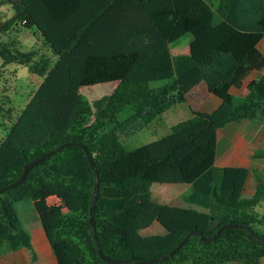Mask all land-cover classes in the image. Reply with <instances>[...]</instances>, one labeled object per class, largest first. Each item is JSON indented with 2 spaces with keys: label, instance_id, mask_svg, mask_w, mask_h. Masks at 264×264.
Instances as JSON below:
<instances>
[{
  "label": "trees",
  "instance_id": "obj_1",
  "mask_svg": "<svg viewBox=\"0 0 264 264\" xmlns=\"http://www.w3.org/2000/svg\"><path fill=\"white\" fill-rule=\"evenodd\" d=\"M9 2L14 13L0 20V36L36 30L56 60L24 51L16 35L0 40V190L7 187L0 192V246L35 255L17 203L70 191L76 206L48 228L57 264H263L264 214L256 206L264 200V171L218 166L216 154L220 128L250 110L264 117V0ZM186 35L189 51L173 53ZM20 66L43 78L24 108L13 97ZM253 68L260 75L239 110L242 98L231 89ZM100 83L115 87L93 100L82 92ZM200 83L221 98L216 110L190 107L191 117L167 135L126 146L125 137L187 103ZM51 151L10 186L29 161ZM254 157L264 158V150ZM252 177L255 194L246 197ZM155 183L187 185L182 199L190 206L159 202Z\"/></svg>",
  "mask_w": 264,
  "mask_h": 264
},
{
  "label": "crops",
  "instance_id": "obj_2",
  "mask_svg": "<svg viewBox=\"0 0 264 264\" xmlns=\"http://www.w3.org/2000/svg\"><path fill=\"white\" fill-rule=\"evenodd\" d=\"M259 75L260 71L253 68L240 88L233 87L231 89L233 93L242 98L239 110L249 104L247 85ZM221 102V98L209 92L205 83H200L187 94V103L181 105L188 106L189 110L191 107L201 112H213ZM257 150H264V117L259 113L250 110L241 121L228 123L218 130L216 154L218 166H244L264 170V158L254 157ZM253 179L250 178L246 184L243 193L246 197H252L255 194L256 181ZM48 199L34 202L35 208L26 216L27 223L31 228L35 255L29 248L21 247L15 250L10 247L5 250L2 248V244L0 246V264H57L48 233L47 216L53 217L54 215ZM41 252L45 253L46 258H42Z\"/></svg>",
  "mask_w": 264,
  "mask_h": 264
},
{
  "label": "rangeland",
  "instance_id": "obj_3",
  "mask_svg": "<svg viewBox=\"0 0 264 264\" xmlns=\"http://www.w3.org/2000/svg\"><path fill=\"white\" fill-rule=\"evenodd\" d=\"M1 1L2 2L0 3V20L10 19L14 13L13 7L9 0ZM15 35L21 40L22 49L24 51L37 50L39 52L38 58L41 55H48L51 56L53 61L56 60V56H54L51 50L44 45L42 37L38 34L36 30H29L20 27V32L18 34L16 32H12L9 36L1 35L0 40H8L10 37L14 38ZM190 38V35H186L181 39L180 42L173 44L171 46L172 52L175 54L187 53L189 51ZM261 49L264 50V40L261 43ZM42 81V77L30 73L27 67L20 66L19 79L17 80V82L15 81L16 85L14 84V88L17 89V94L15 93L13 95L14 102L24 108L29 101V96L31 94H34V92L41 85ZM163 83L164 81H155L152 82L151 85L157 87L162 85ZM114 87L115 85L113 83H100L94 86L85 87L82 89V92L86 96H88L90 100H93L103 94L111 92ZM177 106L178 107H174L173 109L165 112L157 120L153 121L148 127L142 129L133 136L125 137L124 143L126 144V146L131 149L158 140L171 131L172 125L176 124L181 120L191 117V108L189 110L187 108L188 106L186 107L185 105L183 106L181 104L180 106ZM151 191L153 196L157 198V200L161 203L184 207L190 206L182 199V194L188 191L187 185L155 183L151 185ZM48 202L50 203V207L52 208L54 213L53 217L47 216L48 226H51L53 223H55L59 212H66L76 206L74 195L70 191L61 193L54 197H50L48 199ZM34 208L35 203L31 200L17 203V209L19 211V214L23 219L24 224L29 230L31 228L27 223L26 216L28 213L30 214L32 209ZM256 211L260 212L261 214H264V200L262 201V205L256 206ZM145 232L147 234L149 233L148 230ZM10 247V243L8 242L4 243L2 246V248L5 250L9 249ZM41 255L42 258H46L45 253L41 252Z\"/></svg>",
  "mask_w": 264,
  "mask_h": 264
},
{
  "label": "water",
  "instance_id": "obj_4",
  "mask_svg": "<svg viewBox=\"0 0 264 264\" xmlns=\"http://www.w3.org/2000/svg\"><path fill=\"white\" fill-rule=\"evenodd\" d=\"M54 153V151H51V152H48V153H46V154H43L42 156H39V157H37V158H35V159H33V160H31V161H29L26 165H25V168H24V171H23V174L21 175V177L17 180V181H15V182H13V183H11L10 184V186H15V185H17V184H20L22 181H23V179L25 178V176H26V174H27V172L29 171V169L31 168V167H33L35 164H37V163H39L40 161H42V160H44V159H46L47 157H49L50 155H52ZM90 163H91V165L94 167L95 166V163H94V161H93V159L92 158H90ZM96 174H97V177H98V172L96 171ZM5 189H7V187H5L4 189H2V190H0V192L1 191H3V190H5ZM97 193H98V184L96 185V189H95V198H96V196H97ZM91 221V224L93 225V219H91L90 220ZM234 226H241V227H245V225H240V224H233ZM226 226H228V225H224L223 226V228L224 227H226ZM218 234V232L216 233V234H214L213 236H210V237H203V239H205V240H211V239H213L216 235ZM187 237L188 236H186L171 252H170V254H172V253H174L184 242H185V240L187 239ZM169 254V255H170ZM169 255H166L165 257H163L164 259H166V258H168L169 257ZM101 256H102V258H104L105 260H107V261H109V262H122L123 260H117V259H110V258H108V257H106V256H104L103 255V253H101ZM159 258H156V259H152V260H148V261H143V263H149V262H152V261H155V260H158Z\"/></svg>",
  "mask_w": 264,
  "mask_h": 264
}]
</instances>
